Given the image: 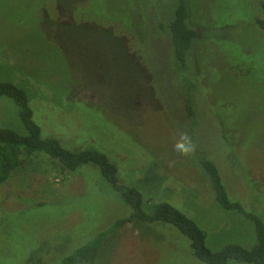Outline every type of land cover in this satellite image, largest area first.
Returning a JSON list of instances; mask_svg holds the SVG:
<instances>
[{
	"label": "rangeland",
	"instance_id": "obj_1",
	"mask_svg": "<svg viewBox=\"0 0 264 264\" xmlns=\"http://www.w3.org/2000/svg\"><path fill=\"white\" fill-rule=\"evenodd\" d=\"M158 1L161 16L168 20L178 0H56L58 11L41 22L40 0H0V67L10 65L37 77L43 86L41 98L51 93L53 102H35L43 110L35 121L44 138L54 135L76 148L94 143L101 151L118 149L120 167L134 172L132 185L146 180V195L193 219L207 233L213 251L229 244L252 248L257 243L252 222L222 209L191 156L176 152L183 137L176 132H187L190 123L184 112V85L172 74L168 38L148 42L153 29L150 35L146 31L145 4L159 7ZM192 1L193 17L205 21V36L213 37L209 31L216 27H236L224 34L216 29L210 40L224 45L215 47L205 37L197 45L202 75L201 87L193 94L200 113L197 144L218 145L217 117L220 137L231 141L225 150L238 162L236 175L230 167L224 172L240 197L263 209L264 217V32L252 21L264 20V0ZM84 18L89 20L80 22ZM103 18L114 21L115 31L119 22L134 35L147 36L145 52L134 53L129 43L124 47L132 38L112 34ZM160 22L154 25L158 34ZM2 123L22 131L18 109L6 98H0ZM160 177L167 178L165 185L170 183L175 192L165 189ZM129 180L121 178L122 183ZM38 204L48 205L34 206ZM144 210L150 211L147 204ZM130 215L129 207L101 179L63 175L47 156H29L0 186V264H60L88 237ZM96 262L204 264L176 230L137 222L110 236Z\"/></svg>",
	"mask_w": 264,
	"mask_h": 264
},
{
	"label": "trees",
	"instance_id": "obj_2",
	"mask_svg": "<svg viewBox=\"0 0 264 264\" xmlns=\"http://www.w3.org/2000/svg\"><path fill=\"white\" fill-rule=\"evenodd\" d=\"M40 1L42 6L40 7L39 20L43 22L46 15L50 16L58 11L59 5L56 0ZM148 3L145 4L149 8V11H146L145 14L146 31L150 35L153 29V34L148 37V42L152 37L159 38L165 36L168 38L171 66L174 68L172 74L178 82L184 85L183 89H185L184 112L190 124L188 125L187 132L177 131L176 133L190 139L193 151L187 154L191 156L190 159L193 162V166L201 170L215 202L228 213H234L252 222L256 231V245L252 248H245L239 244H229L218 251H213L208 246L207 233L193 219L173 205L146 195V180L132 185L134 172L132 170L126 172V169L120 167L119 159L115 155L118 149L114 150L112 148L108 151H101L94 143L76 148L72 144L64 142L66 143V147L60 138L54 137V135L44 138L42 136V128L35 121V116L37 118L42 117L43 110L39 109L38 106H41L35 104V102L50 101L51 93L47 91L50 98H41L38 95V91L43 90V86L37 83V77H32L24 70L10 67V65L0 67V98H6L14 102L18 109L19 121L23 132L5 127L7 123L0 124V186L6 184L12 178L13 174L25 164L27 157L43 154L52 161L53 165L63 175L78 174L82 177H88V174H91L96 180L97 178L101 179L129 207L131 215L128 218L120 219L109 229L88 237L87 242L83 246L73 249L70 254L63 258L60 264H97L98 255L103 250L107 239L131 222L147 225L162 224L176 230L189 241L192 256L204 264H229L231 262L264 264V217L261 215L263 214V209H257V205L251 203L250 200L247 201L245 196L244 199L241 198L238 189L233 183L234 181L228 178L224 172L225 168L230 167L232 169V176L233 173L236 175L237 172H235L234 166L238 162L234 158L235 156H230L228 151L225 150L229 148V142L231 143V141L226 142L223 136L220 137L218 129L220 120L216 117L217 130L215 132L217 146L212 147L210 144L198 146L196 140V130L200 127V113L193 94L201 87L199 86V82L202 77L200 63L197 60V45L205 40L204 37L209 42H214L212 44L215 47L224 45L222 42H215V39L210 40L214 38V32L217 29L222 34L226 32L231 33L230 29H236V27H216L209 31V34H213V37L205 36L208 32L206 25L203 24L205 21L203 20L202 23H198L193 17L192 0H178L175 3L172 17L168 16V20H164V16H161L160 6L162 3L158 1L159 7L157 5L150 7ZM262 7L264 8V4ZM42 17L43 21L41 20ZM86 20L89 19L84 18L80 22ZM101 21L104 27L112 29V34L118 32L121 34L120 36L132 38L127 39L124 42L125 44L123 43L124 47L126 43H129L128 45H131V50L134 53L139 49L145 52L148 43L146 41L147 36L134 35V32L130 31L128 26L125 28L119 22L117 23L118 28L115 31L113 30L115 29L113 28L114 21H108L105 18ZM252 21L259 31L264 32L263 19L252 17ZM158 22H160V34H158L157 28L154 26ZM63 29L61 28L60 31ZM137 36L139 37L137 38ZM119 39L123 38L119 37ZM214 71L219 73L216 68H214ZM144 73L148 77L147 73ZM36 84L39 85V89L35 91L34 85ZM59 110L61 109L58 107ZM204 112H207V109H204ZM41 121L43 124L44 121ZM45 122L44 125L48 126L47 121ZM220 125L222 124L220 123ZM45 132L48 136L47 131ZM62 138L67 139L65 137ZM75 140L76 143H79L77 146H81L82 142L78 139L73 138L72 142ZM154 176L158 177L157 175ZM122 177L130 178L128 184L121 182ZM160 178L161 185L165 189L167 187V190L175 192L170 183L166 182L165 185V181L168 180L167 178ZM142 186H144L145 190L142 189ZM246 202L250 203L251 207ZM145 204H147L150 211L144 210ZM46 205L48 204L34 206L44 207Z\"/></svg>",
	"mask_w": 264,
	"mask_h": 264
},
{
	"label": "clouds",
	"instance_id": "obj_3",
	"mask_svg": "<svg viewBox=\"0 0 264 264\" xmlns=\"http://www.w3.org/2000/svg\"><path fill=\"white\" fill-rule=\"evenodd\" d=\"M193 149V145L190 139L186 136L181 138V142L176 146V152L178 155H184L190 153Z\"/></svg>",
	"mask_w": 264,
	"mask_h": 264
}]
</instances>
